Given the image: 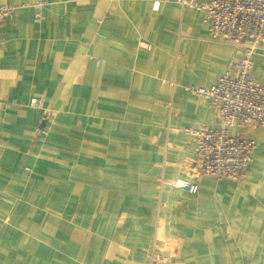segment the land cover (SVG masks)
Masks as SVG:
<instances>
[{
    "label": "crops",
    "instance_id": "crops-1",
    "mask_svg": "<svg viewBox=\"0 0 264 264\" xmlns=\"http://www.w3.org/2000/svg\"><path fill=\"white\" fill-rule=\"evenodd\" d=\"M0 3L17 8L0 33V264H264V128L245 133L256 150L239 183L200 176L186 133L223 125L186 88L241 59L211 40L204 11ZM252 78L264 81V48Z\"/></svg>",
    "mask_w": 264,
    "mask_h": 264
},
{
    "label": "built area",
    "instance_id": "built-area-1",
    "mask_svg": "<svg viewBox=\"0 0 264 264\" xmlns=\"http://www.w3.org/2000/svg\"><path fill=\"white\" fill-rule=\"evenodd\" d=\"M176 4L181 8L204 11L211 40L233 46L241 53V59L210 88H186L187 92L207 99L218 110L222 127L186 133L195 147L194 166L200 176L242 182L256 150L255 142L246 138L245 133L264 128V81L252 78L254 57L264 48V0H214L210 3L176 0ZM159 6L157 2L155 9ZM16 9L0 3V33L3 23L12 19ZM168 85L172 87L174 83ZM33 106L41 110L37 133L42 134L48 116L40 100ZM233 128L241 132L232 135L230 130ZM158 185L191 194L198 191L195 183L184 179L171 182L160 179Z\"/></svg>",
    "mask_w": 264,
    "mask_h": 264
}]
</instances>
